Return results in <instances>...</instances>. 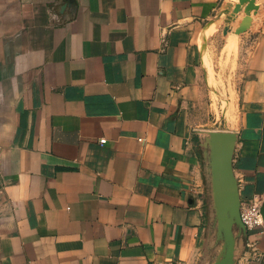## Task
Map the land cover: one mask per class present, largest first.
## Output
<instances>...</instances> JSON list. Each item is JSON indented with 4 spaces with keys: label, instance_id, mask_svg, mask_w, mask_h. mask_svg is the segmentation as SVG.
Masks as SVG:
<instances>
[{
    "label": "crops",
    "instance_id": "crops-1",
    "mask_svg": "<svg viewBox=\"0 0 264 264\" xmlns=\"http://www.w3.org/2000/svg\"><path fill=\"white\" fill-rule=\"evenodd\" d=\"M238 1L0 0V264H264L238 216L264 199V0L247 28Z\"/></svg>",
    "mask_w": 264,
    "mask_h": 264
},
{
    "label": "rangeland",
    "instance_id": "rangeland-1",
    "mask_svg": "<svg viewBox=\"0 0 264 264\" xmlns=\"http://www.w3.org/2000/svg\"><path fill=\"white\" fill-rule=\"evenodd\" d=\"M237 8L243 10L245 12V16L241 19L239 23V27L244 26L245 28L249 27L252 23V13L255 12L258 8L256 0H239L237 4ZM233 19L225 18L224 21L226 24H231ZM224 42V41H223ZM222 42V44H223ZM217 42L216 45H218ZM222 68V69H221ZM220 68L219 75L222 77L225 75L223 65ZM209 142V141H208ZM219 142V141H218ZM215 148L210 144H202L200 145L201 157H202V168H203V179L202 183L197 187V194L202 199L209 198V193L211 192L212 186V174L215 172L214 167L223 165L224 162L221 161L223 159V153L218 152V154L214 150Z\"/></svg>",
    "mask_w": 264,
    "mask_h": 264
},
{
    "label": "built area",
    "instance_id": "built-area-1",
    "mask_svg": "<svg viewBox=\"0 0 264 264\" xmlns=\"http://www.w3.org/2000/svg\"><path fill=\"white\" fill-rule=\"evenodd\" d=\"M99 142L104 144L106 139L101 138ZM263 206L264 199L259 196H256L251 200L241 202L240 216L247 230L258 229L264 233Z\"/></svg>",
    "mask_w": 264,
    "mask_h": 264
},
{
    "label": "water",
    "instance_id": "water-1",
    "mask_svg": "<svg viewBox=\"0 0 264 264\" xmlns=\"http://www.w3.org/2000/svg\"><path fill=\"white\" fill-rule=\"evenodd\" d=\"M209 141V142H208ZM219 141V140H218ZM217 141V143H218V145H217V147H214V145H212L215 149L213 150L214 151V153L216 152L217 154H218V152H222L223 153V151L220 149V144L223 146V147H225L226 146V143L224 142V141H219L218 142ZM210 142H214L213 140H210L209 138H207L206 139V141H205V144H210ZM224 154V153H223ZM221 161H223L224 162V164H225V154L223 155V159L221 160ZM224 164L223 165H219V166H216V167H214V169L213 170H215V172L212 174V176H211V178H212V186H213V188L211 189V191H212V193H215V190H216V186H215V174H216V172H217V170L218 169H220V168H223L224 167ZM241 202L242 201H239L238 202V216H239V220H240V223H241V225L243 226V228L245 229V230H247V228H246V226L244 225V223L242 222V220H241V216H240V207H241ZM262 211H263V214H264V206H263V208H262Z\"/></svg>",
    "mask_w": 264,
    "mask_h": 264
}]
</instances>
